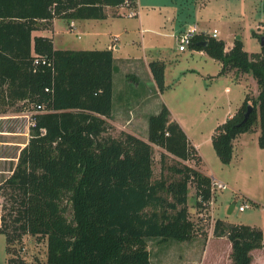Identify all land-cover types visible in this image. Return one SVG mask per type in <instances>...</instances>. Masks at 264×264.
Returning a JSON list of instances; mask_svg holds the SVG:
<instances>
[{
  "label": "trees",
  "instance_id": "16d2710c",
  "mask_svg": "<svg viewBox=\"0 0 264 264\" xmlns=\"http://www.w3.org/2000/svg\"><path fill=\"white\" fill-rule=\"evenodd\" d=\"M125 1L0 0L2 100L53 109L34 115L29 142L0 189L14 190L15 231L47 236V264H152L150 239L191 238L186 207L191 176L201 186L200 204L212 197L211 177L189 167L175 168L179 177L173 181L153 179L152 143L185 159L197 153L165 104L148 117V139L126 131L101 137L113 111L112 50L56 49L51 38L33 36L42 22L105 18V7ZM190 46L219 60L222 74L234 71L237 78L251 75L257 81L256 98L246 95L239 111L212 136L222 162L232 160L234 139L257 126L264 148V46L250 53L237 38L227 51L222 39L203 33ZM36 55L51 65L34 66ZM164 67V61L150 62L159 91ZM248 105L253 110L244 120ZM0 232L7 242L13 239L6 228ZM219 235L231 242L232 264H251L252 251L264 246V231L251 225L229 224Z\"/></svg>",
  "mask_w": 264,
  "mask_h": 264
},
{
  "label": "rangeland",
  "instance_id": "374dc122",
  "mask_svg": "<svg viewBox=\"0 0 264 264\" xmlns=\"http://www.w3.org/2000/svg\"><path fill=\"white\" fill-rule=\"evenodd\" d=\"M137 1L138 9L142 7L143 26L150 28V31L145 33L146 49L141 43V22L135 15H109L87 22L85 33L80 39L76 32L69 29L72 28L68 24L70 20H60L53 26V19L42 22L40 29L33 32V36L49 35L54 38L58 48L77 47L86 40L95 41V46L102 48V44L107 46L114 37L112 44L119 47L116 51L117 57L137 53L144 56V50L148 56H154L164 47L159 42L163 40L168 46L164 47L165 53L169 55L164 67V89L160 92L167 107L180 118L181 121H178L184 124L189 142L198 153L185 159L163 146L152 143L153 179L163 178L170 182L179 177L175 168L189 167L226 183L227 188L215 191L212 209L211 203L200 204L198 195L201 186L197 179L191 176L186 202L188 220L193 224L191 238L184 241L150 239L148 249L151 261L152 264H232L230 240L227 235L219 233L229 224H246L264 231V148L259 144L260 129L257 126L256 130L243 132L234 139L233 158L224 163L210 137L218 126L228 120H222L225 115L227 117L232 113L234 116L239 111L246 95L256 98L259 92L257 81L251 75H247L245 82L226 77L221 73L219 63L211 56L205 58L196 54L193 58L191 50L174 51L172 48L177 41L175 37H171L169 30L171 25L178 24L180 16L186 14H189L190 21H197L194 23L198 26H201V18H207L209 20L204 27L210 33L217 28L220 31L219 38L231 40L233 37H239L247 51L258 53L263 47L264 0ZM135 5L137 6V3ZM104 11L106 14L118 12L107 7ZM91 32L100 34H90ZM81 46L86 45L82 43ZM127 77L130 81L135 80L133 74ZM1 96L0 94V114L13 113L21 108L33 106L31 103L29 106L24 105L19 100L14 105L9 104V101L2 100ZM129 110L137 113L139 107ZM120 118H106L107 126L101 132V137L106 139L110 136H120L123 127L121 121H118ZM124 125L144 134L148 139V127L142 116H135L132 122ZM12 191L14 190L10 187L0 189V228H6L13 236L6 246V235L0 232V264H47V236H33L14 229L18 222L14 220L17 209ZM233 203L236 205L235 210L229 212ZM245 203L248 206L244 211H240V205ZM218 220L221 224L216 229ZM252 253V261L262 264L264 246L253 250Z\"/></svg>",
  "mask_w": 264,
  "mask_h": 264
},
{
  "label": "crops",
  "instance_id": "0c3cea01",
  "mask_svg": "<svg viewBox=\"0 0 264 264\" xmlns=\"http://www.w3.org/2000/svg\"><path fill=\"white\" fill-rule=\"evenodd\" d=\"M137 6L135 4L126 5L122 4L120 6L112 7L107 6L108 9H115L118 12H112V15L114 17L117 16H137L140 20V32L143 33V39L141 41L143 48L146 49L147 40L145 33L150 31V28L144 27L143 22V14H142V7L138 9V1L136 0ZM132 13V14H131ZM189 14H186L185 16H180L178 19V24L171 25L170 27V35L171 37H175L177 43H175L174 51L179 52H185L188 50H191L192 57L194 58L196 54H199L201 56H205V58L209 57L210 55L204 50V49H198L193 48L189 46L185 50H179L178 48V36H180L182 33L187 31L188 29L197 28L198 31H205L209 32L204 25L208 22L209 19L205 18L202 20V18L199 20L201 23V26H198L197 21H190V17H188ZM60 20H63V18H55L53 21V26L58 24ZM94 19H75L71 20L68 24L72 26V28H69L71 31L76 32L77 37L80 39L81 35L85 33L84 30H86L87 22H93ZM195 22V23H194ZM202 23H204L202 25ZM261 22H259L258 27H261ZM52 26V28H53ZM217 29V28H214ZM213 29V30H214ZM211 31V33L213 32ZM217 39H222L225 42V50H230L234 46V41L237 39V37H233V39L228 40L225 38H219L220 31L217 29ZM69 32V31H68ZM168 31H165L167 33ZM90 34L99 35L98 32H91ZM35 35H42V34H35ZM207 35V34H205ZM51 38L54 43V38L49 35H43ZM235 36V35H234ZM111 39L107 46H103L102 48L96 47L97 42L88 40L82 42L85 43L86 46H81L82 43H80V46L77 47H66V48H58L55 43L54 47L56 49H72V50H105L110 49L113 52L114 57V66H113V111L111 117L117 120L119 116L121 117L118 121H121L123 124V127L121 128V131H126L132 134H135L141 138L147 139L144 134H140L136 130L132 129L131 127H127V125H124L125 123H130L135 118V116H142L145 125L147 124L148 127V117L152 114H156L160 111L163 104L167 106L166 101L162 98V94L158 89V86L155 82L153 73L150 68V62L154 60H160L164 61L166 64L167 58L169 54H166V49L164 47L166 44H164L163 40H160V45L164 46L163 48H160L158 52L154 56H148L146 54V51L144 50L143 54L144 56L140 55V53H137L135 55L126 54L124 57H117L116 51L118 50V46L112 44ZM115 41V40H114ZM73 44H77L76 42H71ZM160 47V46H159ZM158 47V48H159ZM246 49V48H245ZM247 50V49H246ZM249 52V51H248ZM153 55V54H151ZM215 59V58H214ZM220 66V71L222 70V63L215 59ZM234 71L230 72V75H226V77H230L234 79L235 81H243L245 82V78H237L236 75L233 73ZM133 74V78L135 80L130 81L128 79V75ZM224 75V74H223ZM229 91V88H227ZM139 107V111L136 113L133 111H130L129 109L133 107ZM27 107L13 112V113H6V114H0V186L6 183V181L14 174L17 164L19 162L21 151L29 142L30 139V125L29 121L27 120V117L24 115V111ZM170 110V109H169ZM171 112V119L176 121H181L178 116H176L174 113ZM132 113L135 115H132ZM233 116V114H229L227 117L226 115L222 118L223 121L226 119H229ZM137 121V119H135ZM178 121V122H179ZM180 123V122H179ZM182 128L184 129V124H181ZM148 129H146L147 131ZM215 130L213 131L214 134ZM212 134V136H213ZM260 135V133H259ZM210 140L212 142V137H210ZM198 153V152H197ZM199 155V154H198ZM209 176V175H207ZM210 177V176H209ZM212 178V177H211ZM215 179L214 177L212 178ZM235 205V203H233ZM232 205V204H231ZM230 205V207H231ZM212 209L214 204L211 205ZM236 206V205H235ZM241 206V205H240ZM235 210H232V212ZM244 211V210H243ZM230 212V209H229ZM2 233V232H1ZM3 234V233H2ZM6 246H7V238H6ZM230 246L231 242H230ZM258 250L260 248H257ZM253 254V253H252ZM262 264H264V261H261ZM251 264H255L254 261H252Z\"/></svg>",
  "mask_w": 264,
  "mask_h": 264
},
{
  "label": "built area",
  "instance_id": "2783aa9c",
  "mask_svg": "<svg viewBox=\"0 0 264 264\" xmlns=\"http://www.w3.org/2000/svg\"><path fill=\"white\" fill-rule=\"evenodd\" d=\"M126 5H131L132 1L131 0H126L125 3ZM132 14V13H131ZM207 34L209 36H213V37H217L218 31L217 29H214L212 33L209 32H205V31H198L197 28H192V29H188L187 31H185L184 33H182L180 36H178V48L179 50H185L187 49L190 44L192 43V39L196 34ZM51 65V62L49 61V59L47 57L44 56H35L34 60H33V65L34 66H38V65ZM50 89L47 88V91H49ZM53 109H45V104H38L36 105L34 108H26V110L24 111V115L27 117V120L29 121V125L30 127L34 126L36 124L35 121V114L39 113V112H43V111H52ZM227 185L226 183L220 181V180H212V185H211V193H212V197L211 200L208 203L213 204L214 203V193L216 190L218 189H226ZM248 206V204H243L239 207L240 211H243L246 209V207Z\"/></svg>",
  "mask_w": 264,
  "mask_h": 264
},
{
  "label": "water",
  "instance_id": "95a60500",
  "mask_svg": "<svg viewBox=\"0 0 264 264\" xmlns=\"http://www.w3.org/2000/svg\"><path fill=\"white\" fill-rule=\"evenodd\" d=\"M238 39H239V37H238ZM207 43H208L207 41L202 42V44H204V45H207ZM262 45L264 46V36L262 37ZM252 110H253V106L252 105H248L247 110L245 112L244 120H246L248 118V116L251 114ZM234 207H235V205L232 204L231 207H230V212H232Z\"/></svg>",
  "mask_w": 264,
  "mask_h": 264
}]
</instances>
